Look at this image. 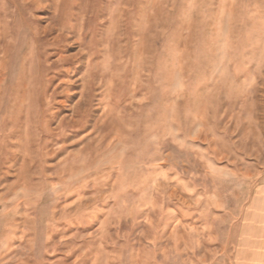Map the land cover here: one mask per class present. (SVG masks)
<instances>
[{
	"label": "rangeland",
	"instance_id": "1",
	"mask_svg": "<svg viewBox=\"0 0 264 264\" xmlns=\"http://www.w3.org/2000/svg\"><path fill=\"white\" fill-rule=\"evenodd\" d=\"M0 264H264V0H0Z\"/></svg>",
	"mask_w": 264,
	"mask_h": 264
}]
</instances>
